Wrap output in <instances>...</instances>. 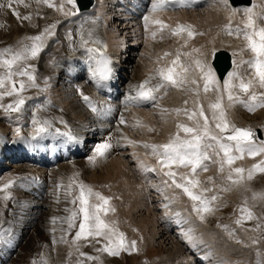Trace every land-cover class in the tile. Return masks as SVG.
I'll list each match as a JSON object with an SVG mask.
<instances>
[{
	"label": "bare ground",
	"instance_id": "6f19581e",
	"mask_svg": "<svg viewBox=\"0 0 264 264\" xmlns=\"http://www.w3.org/2000/svg\"><path fill=\"white\" fill-rule=\"evenodd\" d=\"M64 1L65 0H55L54 4L56 5L57 10H47L46 8L35 5L37 3H43L38 2V0H23V3H18L17 0H12V7L9 9L7 6V0L4 2L5 6L0 8V21L5 19L13 26V24H15L14 22L17 23L18 21V17L14 13H19L22 10H17L16 8L27 5V15L31 16L29 21L30 26H35L34 30H37V26L38 29L44 30L46 26L52 23V20L48 21L50 24L38 20H41V18H43L42 16L48 12H54V15L61 16L63 12L59 11L58 8ZM94 1L97 3L87 17H78L73 19L70 23H65L63 29L66 34L63 33L60 35L59 32L62 28H58V31L55 32L57 37L55 36L56 39L53 41L55 45L51 42L49 46L50 49L52 48L53 54L51 55L50 52H48L43 56L49 57L51 55L49 60H46L48 62H46L48 72L43 73L41 71L43 73L41 74L42 80L35 81V84L38 86L36 94L25 101L21 106L20 111L12 112L4 116V122L8 124V127H5L6 129L4 130L0 129V160L10 163V165L8 164L9 168H12L13 170L6 172V174L1 177L0 186L7 183L9 180H14L15 183L9 189L0 191V243H2L1 241H8L7 243H2V250H0V264H31V258L34 257V259H39L38 254L43 253L42 251H44L43 254L47 257L49 264H58L57 259L59 260L60 257H57L58 255L52 256L53 252L58 253L56 250L57 243L53 244V236H55V238H61L62 236L64 238H73L78 230L76 229L74 233L72 230H68L66 222V218L71 215L66 208V206L71 207V196L69 195L71 188L66 189L67 183L64 180L68 174H71V172L74 173V171L70 168L71 165L68 167L64 166V164L67 162L70 164V159L73 157L68 153H64L60 149L62 148L64 150L67 145L70 147L71 145L73 147L82 146L85 138L91 140V138L94 137L100 140L101 136L105 134L108 128H113L115 135L108 133L103 140L114 144V147H116L114 150L115 154L108 151L106 157L97 159V162L95 163L97 166V172H87L86 178L93 184L96 183L94 186L98 188L100 193L105 192L112 196L115 190V192L118 191L120 198L123 196L128 200L127 202H129V204L127 207H125V203H123L125 208L118 209L116 212H111L112 215L109 217V222H117V224L122 226L123 230L124 227L131 228V233L137 235V238H142V244L148 249L154 245L153 243L156 239L162 238L172 242L176 251L182 250V245H185V248L190 249L194 257L190 256L187 259L188 261H184L183 264H196L195 258L197 261L203 262L204 264H239L237 262L239 260L238 258L236 260V257H230L231 255L229 253L226 251L223 252V248H218L217 245L213 243L214 238H212V229H207L206 226H202L199 219H195L194 222L191 221L192 216L187 206L179 203L182 200V197L179 196L181 194V189H176L174 186L171 188L165 187L162 180L166 179V177L162 176L157 156L153 155L151 147H144V144L160 145L158 142L159 136H165L167 132L171 134L170 137H175L178 133L175 130V126L178 124L173 125L172 123L174 121L171 123L172 126L165 125L162 127L160 125V127L156 123V119L159 121L158 118H160L161 123H163L167 117H170L171 119L177 118L179 120L184 112L181 110V112L177 114L175 111L169 110L165 113L161 110L154 109V107H151L152 109L142 108L144 106L143 102L139 104L125 102L128 97H134L133 88H136L138 83L144 81L149 76H146V74L141 75L140 71L142 70L144 62L147 61L146 57L150 52L149 47L146 46V42L152 38V31H156L157 39H164L171 35L178 43H184L187 39V34L183 33L180 36L172 35L168 28L158 30V25H150V29L148 33H146L143 17L149 14L152 0H125L127 5L125 8V4L121 3L122 0ZM252 1L251 7L255 5L254 11L256 13L259 14L264 11V0ZM0 4H2L1 1ZM121 8H124L127 15H121L119 13ZM232 8L233 7L229 4L228 8H225L220 3V0H206L204 6L197 10L198 12L196 10H189L188 12L161 11L153 13L152 15L162 20L163 23L169 27L170 25L172 27L173 25L177 26L179 24H191L197 33H203V35L197 34L188 40V43L186 44L188 47V54L191 57H195L194 64L197 59L206 58L207 62L211 65L209 46H221L222 41L225 39L224 37H227L226 39L229 42L231 40L234 41V38L236 37L235 43L238 42V39L242 38L244 40L243 35L237 37L235 33L229 35L224 31V26L229 23V16L231 15L230 10ZM243 8L245 7H237V9ZM9 10L12 13H10ZM96 16L100 17L97 24L96 35H98L100 39L107 37L110 41L106 48L102 47V50H106L109 55H113L114 50L115 54H117L116 51L123 50V47L119 49L120 40H123V42L126 40L127 51H131V55L134 56L130 62H133L132 64H135L137 69L133 72L134 78L131 80V83H129L127 94L123 96L122 106L117 102L110 104L113 107V111L110 113L111 122H106L109 115H103L101 118H97L81 103L83 97H77V91H73L71 86H69V81L71 80L69 78L70 62L73 61L77 55L83 56V59L88 60L87 53L79 46L80 25L87 19L89 20V23L84 24V27L85 29L91 27L90 20ZM67 17L71 16H65L64 19ZM61 19L62 17L58 21ZM243 19V11H238L235 15H232V28L235 29L237 26L243 27ZM256 22L258 25L264 26V18H259ZM28 25L26 27H28ZM112 25H114L113 30H111ZM14 27H16V25ZM117 27H120V29H117ZM69 31L71 32L70 40L68 36ZM243 43H246V41L244 40ZM96 47L101 46L96 45ZM231 47H233V45ZM193 49H200V51L195 52ZM127 51H125L122 56L120 55L114 59L116 66L113 65V67L115 68L117 75H119V71L125 67V64L129 62L128 55L126 54ZM246 56L247 55H245V57ZM245 57L242 56L239 60L236 59L239 61V64L236 65L238 66V71L242 75L251 76L252 74L249 73L252 72L246 67V63H241V61H247L250 59ZM122 58L125 59L124 63L117 61V59L122 60ZM42 59L45 60L46 58ZM150 68L151 65L148 66V70ZM233 69L234 66L231 71H233ZM49 70H53L52 74L49 73ZM46 78H48L47 87H45ZM192 79H197L198 81L197 84H194L195 88L191 87L193 84L190 82L182 86L180 89L177 87V92L175 94L172 95L170 92L169 94L171 96L165 98V105L167 104L170 106L177 104L176 108L178 107V109H182V107L185 108L188 103H195L188 94L184 93V89H187L188 92L190 89L199 91L203 86L204 82L200 78V72L196 66L193 68V73L191 77H189V81ZM85 82L87 85H84L79 89L84 96L90 94L89 85H91L87 77ZM107 83L110 87L116 85L111 80L107 81ZM108 85L100 88L97 94L93 93L90 96L91 100L96 103L99 102L101 100L100 96L107 90ZM161 92L163 93V90ZM224 97L226 100L227 95ZM159 98L161 97L159 96L158 99ZM46 101H51V103L46 104ZM185 101H187V104H184ZM225 104L228 103L226 102ZM41 105H43V107H38ZM33 113L36 114L37 119H47L52 122V127L48 133L40 134L35 138H33ZM121 115L124 117V123L118 124ZM148 118H151V120L147 121ZM137 121H140V123L137 124ZM17 129H19V132H17ZM56 129L60 130L59 134L56 133ZM64 133H70L71 136H74L77 139V143L71 144L68 141L71 139H69L67 135H63ZM179 136L183 139L181 134H179ZM145 138L149 139L143 141ZM130 140L136 141L137 143L130 144ZM85 146L86 145H84L83 151L85 150ZM85 151H87V149ZM127 151L129 152L128 154L126 153ZM48 154H50V156H48ZM129 155L132 159L131 161L126 159ZM210 155L214 160L209 161V169L214 168L217 162L220 161V158L217 157L215 153H211ZM25 165H27L28 169ZM72 166L74 167L76 164ZM154 167L157 169L156 172L151 171ZM33 168L38 169V171L42 170V172H35ZM183 168L184 167H179L177 173L181 175L183 171L180 173V169L184 170ZM186 168L188 170L189 167ZM89 169H91V167ZM49 171L52 173L48 174ZM60 171L63 173L60 174ZM82 171L83 170L81 169L79 173L81 174ZM164 171H167V169H164ZM205 173L207 172L205 171L198 176H202ZM9 176H11V178L6 179ZM31 178L40 181L42 186L36 187L32 183ZM176 179L179 182L178 177H176ZM60 183L62 184L61 190L59 189L61 186ZM158 189L161 190L158 191ZM6 194H10L12 199L7 201L2 199ZM112 197L115 198V196ZM172 197H174V199ZM170 198H172V200H170ZM116 199L117 200L114 201L118 202L117 197ZM150 199L153 201L154 205L151 203ZM163 200L165 201L164 205H168L167 208L164 207ZM119 202H121V199H119ZM76 203L77 206L80 207L78 202ZM154 206L157 207L155 210H159L160 207L162 208V211L164 212L163 217L156 219L155 213L157 211L154 210ZM64 207L67 213L63 211ZM114 207V209H117L116 206ZM175 208H179L177 210L181 211L174 213L176 214V217L172 218L168 213ZM135 210L140 211V213L143 212L145 215V217L142 215L144 217L143 220H137L138 223H136L132 217ZM182 212H184V214ZM115 213L120 215L121 218H118ZM122 213L124 216H122ZM53 217L57 218L55 223L52 222ZM80 218H82V215ZM152 227H154V229ZM65 228L67 230H65ZM133 228L135 229L134 232ZM53 229H55L54 233ZM196 229L201 230L199 237H196V235L194 237L192 235ZM173 233L178 235L180 243L177 241ZM188 236H191V242L189 241ZM65 241L66 240L63 239L61 242ZM71 243L67 240L64 248L62 245L60 249L58 247L59 251L64 249L62 260L64 258L65 260H63V262H67V264H70L72 261V264L76 263V256L79 255L76 250L74 253L71 252ZM193 243L196 244V247L192 246ZM39 245L42 246L43 250L39 251ZM85 245L86 243H82L80 248L81 252H83ZM234 247L235 246H233V248ZM151 252L152 254L150 255H153V251ZM69 253L72 254L69 255ZM184 253H186V250ZM60 255L61 254L59 253V256ZM70 256L72 257V261L70 260ZM172 259L173 257L171 256L170 260ZM166 261L168 260H165L164 262Z\"/></svg>",
	"mask_w": 264,
	"mask_h": 264
},
{
	"label": "snow or ice",
	"instance_id": "6c2138e0",
	"mask_svg": "<svg viewBox=\"0 0 264 264\" xmlns=\"http://www.w3.org/2000/svg\"><path fill=\"white\" fill-rule=\"evenodd\" d=\"M18 3H23V0H17ZM43 2L49 7H56L52 3V0H38ZM66 3L76 7V0H65ZM198 0H152L150 12L143 17L145 32L148 33L150 25H158V30L168 28L169 31L176 36H180L183 33L187 34L188 40L195 35H203V33H197L193 25L191 24H179L175 28H170L165 25L162 20L158 19L153 13H158L166 10L168 7H193ZM220 3L228 8V0H220ZM4 4H0V8L4 7ZM7 6L12 7V0H8ZM27 6V5H25ZM253 7H245L243 9L232 8L231 15L229 16V23L224 26V31L232 35L235 33L237 37L243 35L246 45L241 52L247 50L252 53V56L247 61H241L246 63L251 69L252 75L245 78L239 71L236 62L234 61L233 71L227 74L224 79L223 88L221 89L217 80L216 74L212 66L207 62V59H197L195 66L199 69L200 78L203 80V88L207 93L210 88H213L218 95L214 102H210L208 107L212 110V119L215 121V129L218 130L216 134L210 129V122L208 116L205 114L203 104L199 105V110H193L191 113L187 109H184V114L189 120L194 122V126H187L184 124H178L177 128L182 129L188 138L181 139L179 132L175 137L171 138L168 143L162 145H149L144 144V147H151L153 155L157 156L160 164L161 173L166 179L162 180L165 187L181 189L192 201V209L199 215L200 219H204V213L213 211L211 201H215L217 197L213 195L211 199H208L203 195L204 192L209 189L204 188L200 192L194 191L197 189L200 181L195 179L197 169L203 168L205 171L207 168L204 165V161L210 159L206 149L213 148L215 145V155L220 156V171H225L227 166V180L232 184L238 185L247 178L251 180L256 172L264 173V159H261L258 163L252 165L250 169H244L242 167H233L235 161L243 159L245 155L249 157L264 156V140L257 142V131L252 127H238L231 123L227 118V111L224 106V96L227 95L228 106L232 107L236 104L242 105L248 112H255L258 108H264V91L257 92L256 89H264V26L257 24V19L264 18V11L256 13ZM59 11L63 12L65 16L76 15V12L64 11V4L61 3ZM78 11V9H77ZM238 11H243L244 19L242 21L243 27L237 26L232 28L231 19L232 15H235ZM19 18V13H14ZM23 19H31V16H25ZM100 17L96 16L90 20L91 27L85 29L84 24L89 23V20H85L79 28L80 47L88 55V60L93 65L90 68L91 79L95 82L99 88L103 82L111 78L114 68L113 60L102 50L107 46L103 44V41L96 35L97 24ZM58 23V22H57ZM57 24H51L44 28L42 32L34 36L25 37V42L21 44L18 49L7 47L0 49V68L5 71L0 74V100L4 96H16L18 97L12 103L7 106L0 103V108H3L5 113L18 112L21 110V106L25 103L23 98H20V94L26 87L36 86V76L34 75V69L32 65L27 62L30 59H36L40 53L44 50L46 41L48 38L55 35V29ZM156 31H152L153 38L156 37ZM69 39H71V32L68 33ZM100 45L101 47H96ZM195 52H199L200 49H193ZM215 49H213V54ZM168 52L164 53L167 57ZM236 53H233L235 56ZM161 59L158 57V60ZM190 72V66H186L180 61V53L177 50L176 59L171 61L170 65L158 67L149 74L148 78L142 83L136 86V95L134 97H128L126 103H142L151 101L155 103L157 95L168 87H182L189 82L191 84H197V79L189 81L188 73ZM27 77L28 83L26 84L23 79L17 81L15 77ZM156 79L157 82L152 84V80ZM47 79H45V87H47ZM85 103L89 105L94 113L97 115H107L113 111V107L108 105L106 108H97L90 97L84 96L81 92ZM46 104H50L51 101H46ZM187 104V101H185ZM43 107V105L38 106ZM164 111H167L166 109ZM177 114L181 112V109H174ZM63 122V121H61ZM124 123V117L121 115L118 124ZM140 121H137L139 124ZM32 124L34 126L33 138L40 134L48 133L52 127L50 120H40L36 118V114L33 113ZM152 130V129H149ZM59 134L60 130H55ZM19 132V129H17ZM69 139L75 140L74 136L70 133H64ZM111 139V138H109ZM214 142V144L212 143ZM130 144L137 143L136 141H129ZM111 143L105 141L95 145L92 155L87 159L90 163L95 164L97 158H103L111 149ZM173 165L190 167L191 175H181L180 182L177 181V173L172 170ZM167 169V171H164ZM151 171L156 172L154 167ZM246 173V177H245ZM211 179V177L209 178ZM170 181V182H169ZM14 180H9L7 183L0 186V191H5L14 185ZM71 187V185H69ZM79 203L80 207L76 211L66 218L68 230L76 227V220L79 219V227L72 239V244L81 257H86L90 261H96L97 264H102L100 256H88L86 253L81 252L80 248L82 243L89 241H95L100 243L103 240V245L96 248L97 253H107L110 256H119L122 251L131 252L138 250L135 240L128 241L125 234L119 231L117 222L106 221L103 216H106L109 211L114 212L115 209L109 206L111 197H106L99 192H94L90 186L80 184ZM161 189H158V191ZM95 197V202H90V198ZM167 198V197H166ZM4 200L12 199L10 194H6L2 197ZM174 199V197H173ZM253 200L264 201V192H253ZM75 203V200L73 201ZM245 205H247V198H245ZM168 207V205H164ZM82 215V218H80ZM57 218L53 217L52 222L55 223ZM245 221H256L255 228L251 231H259L261 227H264V222H261L260 218L255 215L250 207L242 206L240 208V216L236 219L237 225H243ZM226 230L227 225L223 226ZM55 229H53L54 233ZM187 235V234H185ZM229 235L232 232L229 231ZM64 237H61L63 240ZM191 242V236H188ZM66 242V241H65ZM253 244L258 243L256 239H253ZM56 243L55 236H53V244ZM196 247V244H192ZM71 255V253H69ZM259 256V253H257ZM39 259H33L31 264H49L47 257L40 253ZM78 264H83L82 261ZM259 264V261H258Z\"/></svg>",
	"mask_w": 264,
	"mask_h": 264
},
{
	"label": "rangeland",
	"instance_id": "374dc122",
	"mask_svg": "<svg viewBox=\"0 0 264 264\" xmlns=\"http://www.w3.org/2000/svg\"><path fill=\"white\" fill-rule=\"evenodd\" d=\"M1 1H4V0H1ZM53 1H55V0H52V3H53ZM35 5L38 6V3L35 4ZM67 7H69V5ZM48 8H52L53 9L55 7H48ZM20 9H22V10L19 12L20 13V18H18V21L19 20H22L24 16H28L27 15L28 11H27L26 7L19 8L18 10H20ZM28 10H29V8H28ZM51 14L54 15V12H52V13L48 12L47 14H44L42 16L43 18H41V20L39 19L38 21L48 22L49 20H52V23L51 24H54V23L57 24V22H59L58 20L60 19V15H54L53 16ZM25 21L26 20L24 19V20L19 21L17 23L14 22L15 24H13V26L11 25V23L7 22L6 20H1L0 21V49H4V48H7V47H12L13 49H18L21 46V44L23 42H25V37H27V36H34V35H37L40 32H42L40 29H38V26L36 28L37 30H34L35 29L34 28L35 26H32V27L30 26V23H29L30 19H28L27 22H25ZM48 23L50 24V22H48ZM24 24H26V25H24ZM15 25H16V27H14ZM27 25H28V27H26ZM59 28H61V27H59ZM57 31L58 30L55 29V32H57ZM224 38H223L224 40L222 41V45L221 46H209V48H210L209 49L210 59H211V56H212L213 49L217 50V49L225 48V49L229 50L232 55L235 52L236 55L234 56V58L237 59V60H239V58H241L242 56L245 57V55H247V56L250 57V55L252 54L250 51H247V50L243 51L244 53L241 52V49H244L245 48V45H246V43H243L244 41H242V39H238L237 38L238 39V42L235 43V38H234V41L231 40L230 41L231 43H230L229 41H227V39H226L227 37H224ZM50 43H51L50 42V38H48L47 41H46L45 48L40 53L39 57L36 58V59H30L27 62L28 64H31L32 65V69H34V74H36L38 71L45 70V69L46 70L44 72H48L47 71L48 68H46L48 62L46 60H49V57L53 53H50L51 55L49 57H46V56L43 57V56L46 54L45 51L48 48H50L49 47L50 46ZM232 45H233V47H231ZM51 50H52V48H51ZM127 53H128V51H127ZM127 55H129V54H127ZM147 57H148V55H147ZM42 58H46V59L44 60ZM133 58H134V56H133ZM132 65H134V69L133 70L134 71L137 70L135 64H131V66ZM4 71L5 70L3 68H0V72L2 74L4 73ZM50 72H51V70H49V73ZM43 73L42 72H39L36 75V80L41 81L42 80V75L41 74H43ZM249 74H252V73H249ZM244 77L247 78V77H250V76L245 75ZM15 79L17 81H19L20 79H23L26 84L28 83L27 77H19V76H17V77H15ZM219 85H220V87L222 89V85L223 84H220L219 83ZM36 87L37 86L26 87L25 90L20 94V98L25 99V98H27L29 96L32 97V95H35V93L37 91V88ZM256 90H257V92L264 91V89H256ZM217 95H218V93L215 95L214 101H215V98H216ZM170 96L171 95L168 94L167 95V98L170 97ZM17 98L18 97H16V96H11V97L4 96V98L2 100H0V103H2L3 105L7 106L9 103H12ZM225 105L228 106V104H224V106ZM172 106L173 105H170V106L167 105L166 106V110L167 111L161 110L159 108H158V110H161L162 112L167 113L169 110H171V107ZM175 106H177V104H175ZM176 109H178V107ZM184 109H187V106H185V108L182 107L181 110L183 111ZM225 109H226V107H225ZM230 110L231 111H229V109L226 110L227 111V118H228V120L231 123L235 124L236 126H238V127H249L250 126L254 130H255V128H262L264 130V108H258L255 112H248L242 105L236 104L235 106L231 107ZM208 111L210 113L209 114H206V110H205V114L209 118L210 129L213 130V131H218V130L215 129V121L212 119V110L209 109V107H208ZM4 112L5 111L2 108H0V126L2 128L4 127V129H6L5 127H8V124H6L5 122H3V120H2V115L4 114ZM158 119H159V121L157 119L155 121H156V123L159 126L161 125L162 127L165 126V125H171L172 126V124L173 125H177L178 124L177 122L179 121L177 118H174V119L172 118L171 119L170 117H167V119H165L163 121V123H161L160 122V118H158ZM175 120H177V121H175ZM172 121H174V122L172 123ZM190 122L192 124H194L193 121L190 120ZM167 133H169V132H167ZM245 156L247 158H245ZM245 156H244L243 159H240V160L235 161V164L233 165V167H242V168H244V169L247 170V169H250L252 167V165L258 163L261 159H264V156H257V157H249L247 155H245ZM75 164H76L77 167L79 166L77 163H75ZM219 164L220 163L218 161L217 164H216V166L214 168H210L208 171H206L207 172V173H205L206 175L201 180H199L200 181V184H199V186L197 188L200 191L202 189H204V188L209 189V191L204 192V194H206L209 199H211V197L213 195H215L217 197V199L215 201H212L211 207H212L213 211H211L209 213H204L203 214L204 215V219H205V223L207 225H209L211 228H215L216 232L219 233V237H221V239L219 240L220 243L227 244V248L229 247L230 250L235 249V250L232 251V253L233 254H236L238 257L236 255H231L230 257H232V258L233 257L234 258L236 257L235 258L236 260L238 258L239 260L237 262L239 264H242V262H243V264H258V261H259V264H264V227H261V229L259 231H251V229L255 228L256 221H245L243 223V225H237L235 223L236 219L239 218V216H240V208L242 206L250 207L252 209V211L255 213V215L260 218L261 222H264V201L253 200L252 199V193L253 192H264V173L256 172L251 180H248L247 178H245V180L242 181L240 184L235 185V184H232L231 182H229L227 180V174H228L227 173V166H225V171L224 172H221L220 171V168H218V165ZM64 166L70 167V165H69L68 162L66 164H64ZM25 167L28 169L27 165H25ZM72 167L73 166H71L70 168H72ZM81 169L83 171L81 172V174L79 173V182H80V184L81 183L82 184H85L86 179H87L86 178L87 172H89V173L97 172V166H96V164L92 165L91 166V169L88 168V169L85 170L83 167ZM217 169H218V171L216 173H214ZM33 170L35 172H38V173H41L42 172V170H39L38 171V169H36V168H33ZM185 170H187V168H185ZM177 171H179V170H177ZM51 173L52 172L49 171L48 174H51ZM62 173L63 172L60 171V174H62ZM74 173H75V171H74ZM180 173H181V175H183L184 174V170L180 169ZM177 175H178L177 176L178 179H180L179 176H181V175L178 174V173H177ZM210 177H211V179H209ZM245 177H246V173H245ZM9 178H11V176H9L6 179H9ZM97 184H100V183H97ZM93 185H96V183L93 184ZM94 187L96 188V186H94ZM59 189L60 190L62 189V184H61V186H60ZM96 190L100 193V191L98 190V188H96ZM116 192H117V194H116ZM116 192L114 190V192H113L114 194L112 195V196H115V198H113L111 196V194H107L105 192H101L102 195L104 193V196L111 197V200H110L109 205L110 206L113 205L111 208H115L114 206H116V208H117V209H115L114 212H116L118 209L127 207L128 204H129V202H127L128 200H126V198H124L123 196H121V198H120V195L118 194V191H116ZM79 193H80V190H79ZM152 193H153V191H152ZM116 197L118 198V202L117 201H114V200H117ZM245 198H247V205H245ZM119 199H121V202H119ZM78 200H77V202L80 205V203H79ZM0 201H1V199H0ZM112 201L115 202V203H113ZM150 201H151V199H150ZM116 202H117L118 205L116 204ZM123 203H125V207H124V204ZM151 203L154 205L153 201H151ZM120 205H123V206H120ZM154 210H155V207H154ZM157 210H155V211H157ZM188 210H189L190 213H192L189 208H188ZM63 211H65L67 213V211L65 210V207L63 208ZM109 212L107 213L106 216H103L102 217L106 221H109V217H110V215H112L111 214L112 211H109ZM133 213L135 215L133 214L132 217H133V220L136 223H138L137 222L138 219L139 220H141V219L143 220V218L145 217V215H144L143 212L140 213V211H136L135 210ZM115 214H116V216L118 218H121L120 215H118L117 213H115ZM122 216H124L123 213H122ZM104 217H106V218H104ZM191 221H193V220H191ZM75 223H76V226L79 225V219L76 220ZM224 225H227L228 226V229L227 230L223 227ZM117 226H118L119 231H121V232H123L125 234V236H126V238H127V240L129 242L132 241V240H135L137 242V245L138 246L136 245V247H137L138 250L131 251V252H124V251H122L119 256H110L107 253H102L104 255V259H103V256L100 259L101 260L103 259V261H104L103 264H146V263L147 264H163V262L165 260H168V261L164 262V264H166V263L169 264L170 262H171L170 264H176V263H178V262L175 261L176 259H177V261H179L178 264H182V262H181V256L179 254H182L186 250V248H183L184 247L183 245H182V248L183 249L181 248L182 250L175 251L176 249H175V246L173 245L172 242H170V244H169V241L168 240H165V239L164 240L163 239H156V241L154 242V245L151 246L148 249L147 247H145L144 244H142L143 243L142 238H137V235H133V233H131V228L124 227V230H123V228H122V226L120 224H117ZM152 228L154 229V227H152ZM206 228L207 229H211V228H208V227H206ZM134 231H135V229L133 228V232ZM229 231L232 232V235H229ZM193 236L195 237V235H193ZM72 239L73 238H71V241H72ZM216 239H219V238H216ZM253 239H256L258 241V243L253 244V242H252ZM101 241H102V242H100L101 245H100V243H95V241H89V242H87L86 245H85V247H84V250L85 251L83 250V252L85 253L87 251L86 254L88 256H93V255L96 256V254H97L96 248H99V247H101L103 245V240H101ZM166 241H168V242H166ZM56 243H57L56 250L58 251V253H56L55 256L58 255L57 257H60L61 258V259L59 258V260L57 259V263H58V261H61L60 264H64V262L62 260V257L64 256V249H62L61 251H59L58 250V247H59V249L62 246L64 248L65 247L64 246L65 245V242H61V241L58 242V241H56ZM232 244H234V246H235L234 248H233ZM139 245H140V247H139ZM86 246H88V247H86ZM217 246L220 247L219 244H217ZM72 248H73V250H72ZM74 248L75 247L72 244L71 245V252L72 253H74V251L76 250ZM86 248H88V249H86ZM221 248H223V247H221ZM150 249H151V251H153V255H150V254H152V252L150 251ZM93 250H95V251H93ZM223 250H224V248H223ZM225 251L227 253H229L228 252L229 250L227 251L225 249ZM148 252H149V254H148ZM59 253L61 254L60 256H59ZM257 253H259V256L257 255ZM100 254L101 253H98L97 255L100 256ZM52 256H53V254H52ZM171 256L173 257L172 260H170L171 259ZM189 257H187L185 259V261H188L187 259ZM84 258H85V260H84ZM160 258H162V259H160ZM77 259H78L77 262L82 261L83 264H92V263L93 264H97L96 261H93V262L90 261V260L87 261V258L86 257H80V255H78V258ZM70 260L72 261V257L71 256H70ZM161 260H163V261H161ZM113 262H115V263H113ZM198 262H200V261H198ZM72 263H73V261L70 262V264H72ZM76 263H74V264H76Z\"/></svg>",
	"mask_w": 264,
	"mask_h": 264
},
{
	"label": "water",
	"instance_id": "95a60500",
	"mask_svg": "<svg viewBox=\"0 0 264 264\" xmlns=\"http://www.w3.org/2000/svg\"><path fill=\"white\" fill-rule=\"evenodd\" d=\"M227 63H228L227 55L220 53L215 56L214 64L218 69L221 67L225 68L227 66Z\"/></svg>",
	"mask_w": 264,
	"mask_h": 264
}]
</instances>
